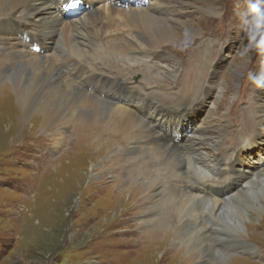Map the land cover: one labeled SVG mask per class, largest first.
<instances>
[{
  "label": "bare ground",
  "instance_id": "bare-ground-1",
  "mask_svg": "<svg viewBox=\"0 0 264 264\" xmlns=\"http://www.w3.org/2000/svg\"><path fill=\"white\" fill-rule=\"evenodd\" d=\"M83 1L88 6L83 15L68 18L61 7L65 5L69 11H75V0H0V135L5 124L12 126L18 121L36 120L40 133L56 135L53 144L58 147L63 138L58 129L73 120L84 128L91 124L104 125L107 132H112L108 134L117 137L122 148L129 142L132 144L131 153L136 155L137 161L133 168H126L116 153L117 161L100 163L101 168L92 169V174L120 180L126 187L119 191L110 188V197L119 198L122 202L118 206L122 209L135 205L138 214L145 216L141 225L153 229L144 232L150 231L147 237L158 238L154 253L159 254L171 234L177 232L180 235L183 230L162 225L166 222L160 209H165L161 204L166 199L170 207H174L169 222L174 227L186 218L189 223H197L195 230L199 227V231L193 238L198 236V240H202L200 244L209 241L204 252L219 251L221 263L229 264V260L237 257L221 253V249L213 247L211 242L214 235L225 233L222 223L217 224L218 229H212V235H205L204 227L205 230L212 227L203 223L207 216L221 220L233 232L229 233L230 237H234L238 245L245 243L240 237L245 234V223L239 208L248 203L255 212L264 209L260 202L264 198V168L249 182L248 173L237 165L243 162L248 149L237 151L234 162L226 164L222 160L223 151H219L222 130L213 135L209 123L200 124L199 119L194 120V128L186 129L187 119L198 108L194 104L195 98L187 107L175 102L166 103L152 92L140 90L122 79L135 71L140 58L153 60V48L177 42L173 28L168 25L173 20L166 19L170 10L173 11L170 6L159 0H149L147 7L130 4L124 7L121 0ZM204 13L217 15L213 8ZM187 31L185 35L189 40L198 36L194 29ZM91 46L94 49L89 51ZM103 57H114L131 65L122 69L111 63L112 68L125 70L126 74L107 73L105 67H100L105 62ZM200 67L196 72L206 76L207 70L202 71ZM164 73L178 74L164 66L160 67L158 75L153 74L152 79H159ZM195 73L194 78L189 75L192 84L197 82ZM184 79L181 76L176 85L183 86ZM144 86L151 87V81H146ZM260 99L261 102L256 104L255 120L247 127L249 144L256 139L264 140V95ZM196 124L200 127L196 128ZM184 130L187 131L185 134ZM233 142L240 144L241 140ZM94 144L88 146L92 149L90 152H95V157L87 161L84 169L87 175L89 167L98 165V155L107 152L103 142ZM203 151L214 154L209 158ZM146 163L154 166L152 170ZM228 172L232 178L229 183L217 187L208 184L216 173ZM123 173L128 174L127 179H122ZM67 174L65 181L70 179V173ZM150 174L156 178L152 179ZM72 178L75 185L80 183L77 175ZM243 185L245 188L234 194ZM176 248L178 256L182 254L184 259L199 252L191 242L180 243ZM237 259L238 264H257Z\"/></svg>",
  "mask_w": 264,
  "mask_h": 264
},
{
  "label": "rangeland",
  "instance_id": "rangeland-1",
  "mask_svg": "<svg viewBox=\"0 0 264 264\" xmlns=\"http://www.w3.org/2000/svg\"><path fill=\"white\" fill-rule=\"evenodd\" d=\"M159 1L173 10L166 19L173 20L168 25L173 28L177 42L153 48L155 60L140 58L135 71L122 76V79L140 90L152 92L166 103H184L185 106L193 98L204 100L213 90L208 103L197 109L196 116L201 119L199 123L208 122L213 135L223 131L221 137L224 141L220 146H226L225 154L229 157L233 156L234 150L247 149L250 146L245 138L238 147L232 142L242 134L248 135L244 129L247 112H250L249 121L254 120L255 109L249 106L252 100L256 103L259 97L255 82L258 78L256 69L264 55V0H255L259 10L253 17H247L243 11V0ZM212 8L216 16L204 13ZM187 29H194L198 36L189 40L185 35L188 34ZM84 34L87 33L84 31ZM92 49L94 46L89 51ZM115 59L103 57L105 62L100 67H105L107 73L126 74L125 70L119 71L109 64L122 69L131 64ZM211 61L207 70L206 66ZM164 66L178 74L164 73L163 77L153 80V74L158 75L160 67ZM199 66L202 71L207 70L206 78L196 72ZM194 73L197 83L192 86L190 79L194 78ZM181 76L185 78L183 86H177ZM146 81L152 84L148 89L144 86ZM34 121H18L12 126L5 124L1 129L0 264H226L221 263L219 251L211 254L204 252L209 241L200 244L202 240L199 241L198 236L193 238L199 231V227L195 230L197 223H189L186 218L174 227L169 222L174 207H170L166 199L161 204L165 205V209H160L166 222L162 225L183 230L180 235L177 232L171 234L159 254H155L154 245L158 244V238L147 237L150 231L144 232L145 229H153L141 225L140 221L146 219L145 216L138 214L135 205L122 209L118 206L122 201L110 197V188L119 191L126 187L120 180L93 176L92 169L101 168L100 163L105 165L107 161H117L116 153H119L126 168H133L137 158L131 153L130 142L122 148L117 143V137L108 134L110 131L107 132L104 125L91 124L84 128L73 120L58 129L63 138L56 147L53 144L56 135L40 133L39 121ZM101 142L107 152L98 155V165L89 167L87 175L84 171L87 161L95 157V152H90L92 149L88 146ZM254 145L257 147L249 149L253 155L248 157L247 154L244 161L245 169L251 172V178L247 179L249 182L264 168V144ZM203 152L209 158L214 154ZM146 167L152 170L154 166L146 163ZM67 173H70V179L65 181ZM73 175L78 176L79 184L75 185ZM121 177L127 179L128 174L123 173ZM150 177L156 178L152 174ZM245 186L237 188L234 194L241 192ZM154 198L157 200V196ZM260 202L264 206V198ZM241 206L239 210L244 215L245 234L240 237L247 242L242 248L238 247L234 237H230V228L221 220L207 216L203 224L215 230L218 229L217 224L222 223L225 233L220 232V236L214 235L211 239L213 247L221 246L217 248L221 249V253L264 264V209L255 212L248 203ZM203 230L207 233L205 235H212L205 227ZM189 242L199 252L189 254L188 260L182 254L178 256L176 247ZM246 245H249L247 250H256L258 254L247 255ZM236 259L229 260V264H238Z\"/></svg>",
  "mask_w": 264,
  "mask_h": 264
}]
</instances>
